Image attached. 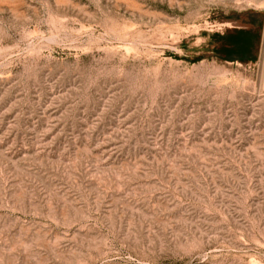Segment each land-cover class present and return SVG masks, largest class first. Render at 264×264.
<instances>
[{"label": "rangeland", "instance_id": "1", "mask_svg": "<svg viewBox=\"0 0 264 264\" xmlns=\"http://www.w3.org/2000/svg\"><path fill=\"white\" fill-rule=\"evenodd\" d=\"M0 264H264V0H0Z\"/></svg>", "mask_w": 264, "mask_h": 264}]
</instances>
